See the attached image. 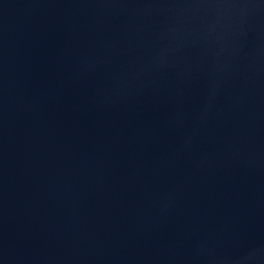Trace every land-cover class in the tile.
<instances>
[{"label":"water","instance_id":"1","mask_svg":"<svg viewBox=\"0 0 264 264\" xmlns=\"http://www.w3.org/2000/svg\"><path fill=\"white\" fill-rule=\"evenodd\" d=\"M0 264H264V0H0Z\"/></svg>","mask_w":264,"mask_h":264}]
</instances>
